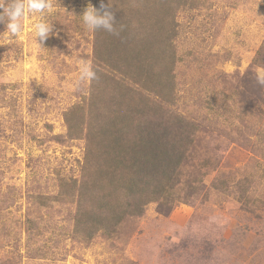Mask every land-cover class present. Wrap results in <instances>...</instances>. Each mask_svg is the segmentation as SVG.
Wrapping results in <instances>:
<instances>
[{"label": "rangeland", "instance_id": "1", "mask_svg": "<svg viewBox=\"0 0 264 264\" xmlns=\"http://www.w3.org/2000/svg\"><path fill=\"white\" fill-rule=\"evenodd\" d=\"M50 2L43 48L39 14L26 13L17 37L0 24V224L13 230L0 235V264H264V0L178 5L174 110L197 125L181 165L193 196L149 203L88 242L73 236L84 131L67 134L65 116L91 83L79 68L92 66L96 31L80 15L94 4Z\"/></svg>", "mask_w": 264, "mask_h": 264}, {"label": "trees", "instance_id": "2", "mask_svg": "<svg viewBox=\"0 0 264 264\" xmlns=\"http://www.w3.org/2000/svg\"><path fill=\"white\" fill-rule=\"evenodd\" d=\"M109 2L119 35L96 31L97 79L74 105L76 112L65 116L67 134L84 131L78 193L86 203L77 204L73 231L83 242L97 234L116 236L149 203L169 209L194 192L183 184L181 165L197 125L174 110L175 19L184 0H104ZM93 4L98 9L100 0ZM75 186L76 179L65 180L60 194ZM8 231L2 222L0 235Z\"/></svg>", "mask_w": 264, "mask_h": 264}, {"label": "clouds", "instance_id": "3", "mask_svg": "<svg viewBox=\"0 0 264 264\" xmlns=\"http://www.w3.org/2000/svg\"><path fill=\"white\" fill-rule=\"evenodd\" d=\"M53 5L50 0H5L0 3V22L7 19L6 30L9 37H17L23 30V18L26 13L39 14L38 19L33 24L34 37L37 45L43 48V43L54 35L52 22L47 19L52 13ZM83 25L92 31L103 30L113 35H119L114 20V13L111 11V4L100 0L99 8L88 5L82 15H80ZM39 38V43L37 42ZM97 79L96 71L86 62L80 64L79 81H93ZM257 83L264 87V70H259L256 76Z\"/></svg>", "mask_w": 264, "mask_h": 264}]
</instances>
